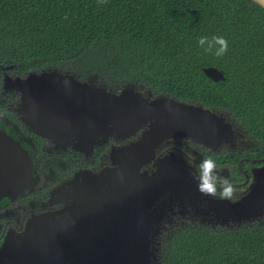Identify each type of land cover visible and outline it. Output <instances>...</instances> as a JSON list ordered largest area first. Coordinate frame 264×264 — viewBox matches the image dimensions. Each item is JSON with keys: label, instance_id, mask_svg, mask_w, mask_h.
<instances>
[{"label": "water", "instance_id": "water-1", "mask_svg": "<svg viewBox=\"0 0 264 264\" xmlns=\"http://www.w3.org/2000/svg\"><path fill=\"white\" fill-rule=\"evenodd\" d=\"M252 1L264 8V0ZM203 71L214 80L224 77L213 65ZM5 80L21 92L22 118L58 145L88 150L100 137L128 138L139 131L113 150L115 166L81 170L62 182L72 204L39 214L22 235L6 237L0 246L6 264H153L152 236L160 232V219L185 197L232 227L262 221L264 166L255 171L249 191L224 200L198 191L186 160L155 153L178 136L212 146L227 137L234 143L237 133L221 112L166 94L146 97L134 85L111 91L54 69ZM0 157L9 165L0 166V198L13 197L27 185L23 174L30 172L31 158L2 129ZM149 163L151 172L144 169Z\"/></svg>", "mask_w": 264, "mask_h": 264}, {"label": "trees", "instance_id": "trees-1", "mask_svg": "<svg viewBox=\"0 0 264 264\" xmlns=\"http://www.w3.org/2000/svg\"><path fill=\"white\" fill-rule=\"evenodd\" d=\"M214 35L228 43L221 57L198 43ZM5 65L224 107L264 154V8L252 0H0V80ZM183 223L160 234L158 264H264V221Z\"/></svg>", "mask_w": 264, "mask_h": 264}, {"label": "flooded vegetation", "instance_id": "flooded-vegetation-1", "mask_svg": "<svg viewBox=\"0 0 264 264\" xmlns=\"http://www.w3.org/2000/svg\"><path fill=\"white\" fill-rule=\"evenodd\" d=\"M5 66L2 68L0 80V129L18 140L20 145L27 150L31 164L30 172L23 174L27 185L13 197H8V194L1 195L0 246L6 237L22 235L30 219L39 214L56 211L72 204V198L66 195L67 189H64L62 182L81 170L99 173L105 167L115 166L116 163L112 157L113 150L132 141L139 134L138 131L137 134L128 138H123L117 134L100 137L88 150L76 149L69 143L58 145L50 138L37 133L22 118L21 92L11 88L6 83V75L12 78L25 79L31 71L20 73L11 70L12 66L10 65ZM54 70L70 73L87 81L84 77L78 76L76 72ZM98 86L104 87L101 84ZM143 95L146 96L144 93ZM193 103L221 112L237 133L234 143L229 142L227 137L212 146L203 141L178 136L168 138L156 148L155 153L156 155L173 154L183 158L188 162L193 176L201 160L205 157H211L216 162L218 176L221 179L227 178L234 186L235 191L232 199H238L250 190L255 171L264 166V154H259L261 142L243 126V122L238 119L240 117H235L228 109L211 106L207 103ZM0 166H9L2 157H0ZM144 169L151 172V163L144 166ZM54 189L56 192L51 195ZM217 189L216 195L220 196L219 183ZM172 207L175 212L171 213L168 210L163 214L159 222L160 232L153 234L157 236H152L153 264L159 263V237L167 228L176 227L182 222H184L183 224L190 222L191 224L204 225L217 230L223 228L225 232L230 230L228 228H232V221L220 222L218 218L203 210L200 204L191 202L187 197L174 203ZM261 219L264 220V215L261 216ZM6 263L7 261L3 262L0 259V264Z\"/></svg>", "mask_w": 264, "mask_h": 264}, {"label": "clouds", "instance_id": "clouds-1", "mask_svg": "<svg viewBox=\"0 0 264 264\" xmlns=\"http://www.w3.org/2000/svg\"><path fill=\"white\" fill-rule=\"evenodd\" d=\"M101 4L105 0H99ZM201 47L205 48L206 52L211 53L216 48L215 55L217 57L223 56L228 49L227 40L221 36H212L211 39L208 37H201L198 41ZM219 46V47H217ZM197 182L198 191L204 195L215 196L217 194V184L220 185V198L224 200H231L234 195V186L227 178L221 179L217 174V165L214 159L211 157H205L201 160L197 166L195 175L193 177ZM257 220L252 221L256 222ZM263 221V220H262Z\"/></svg>", "mask_w": 264, "mask_h": 264}, {"label": "rangeland", "instance_id": "rangeland-1", "mask_svg": "<svg viewBox=\"0 0 264 264\" xmlns=\"http://www.w3.org/2000/svg\"><path fill=\"white\" fill-rule=\"evenodd\" d=\"M111 91H112V90H111ZM140 91H141V90H140ZM141 93L143 94L144 92L141 91ZM144 94H145V93H144ZM146 96H149V95L146 94ZM150 96H154V95H150ZM178 211H180V209H178ZM170 212H171V213L175 212V211H174V208H172V209L170 210ZM263 221H264V220H263ZM244 223H245V221H242V222H236V224H233V226H237V227H238V225H240V224H244Z\"/></svg>", "mask_w": 264, "mask_h": 264}, {"label": "bare ground", "instance_id": "bare-ground-1", "mask_svg": "<svg viewBox=\"0 0 264 264\" xmlns=\"http://www.w3.org/2000/svg\"><path fill=\"white\" fill-rule=\"evenodd\" d=\"M20 92V91H19Z\"/></svg>", "mask_w": 264, "mask_h": 264}]
</instances>
